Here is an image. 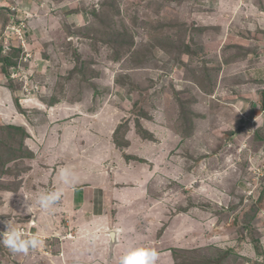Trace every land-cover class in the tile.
Returning <instances> with one entry per match:
<instances>
[{"label":"rangeland","instance_id":"1","mask_svg":"<svg viewBox=\"0 0 264 264\" xmlns=\"http://www.w3.org/2000/svg\"><path fill=\"white\" fill-rule=\"evenodd\" d=\"M117 161L124 187L171 173L165 264H264V0H0V232L43 241L0 244V264L62 263L75 228L38 197L84 192Z\"/></svg>","mask_w":264,"mask_h":264},{"label":"crops","instance_id":"2","mask_svg":"<svg viewBox=\"0 0 264 264\" xmlns=\"http://www.w3.org/2000/svg\"><path fill=\"white\" fill-rule=\"evenodd\" d=\"M53 109L59 110L55 107ZM64 109L68 110L66 111L68 115L72 112V109H75V106H69ZM62 115L65 116L64 113H62ZM26 132L31 138L29 137L25 140L28 144H31V142L34 141V134L31 135L27 129ZM28 144L26 148L30 151L29 153L32 157L31 153L36 152V150ZM143 146L148 147L146 143H143ZM134 157L141 159L143 156H138L137 153ZM134 157L130 156L128 160L134 159ZM123 169L129 172L127 169H130V167L123 166L121 161H117V167L111 169L114 175L109 177L107 171V174H105L106 169L104 166H100V171L97 172L100 178L99 183L95 186H89V189L84 190V192H77L71 184L69 185L66 183L67 185L65 188H62L63 185H59L57 192H60L61 196L58 211L62 209L61 211L63 213L67 212L68 217H71L69 219V224L75 229L73 230L74 232L72 231L67 234H73L76 238L73 242H70V238L66 239L69 241V245L68 247L65 246L66 249L62 248V253L57 257L58 262L63 260L62 263L59 264H120L122 256L132 249L141 248L142 245L144 248L162 251L160 253H164L165 256H162L163 258L161 257L160 261H162V264H165L164 260L167 259V252H164L165 249H167V246L168 248L170 247L169 244H178L180 237V234L178 235L177 233L180 226L176 227L177 231H174L175 228L167 230L164 228L160 237H156L157 225L160 219H166V202L169 201L174 191L171 185L167 187L166 184L167 182L170 183L171 173L167 172V170L165 172L160 170L165 177L156 176L154 182L148 184V187L144 188L143 182L144 179L147 178L145 177L147 173H143V168H141V170L138 171L140 179H133L135 184L138 182L139 185L133 186L130 184L124 187L123 184L127 183L129 177L123 173ZM58 176V182L64 184L60 177V173ZM138 187H140V191H137V195L134 196ZM130 188L132 194H127L129 191L127 189ZM122 193L125 195H122ZM95 194L99 195V199L96 198L94 200ZM78 199L79 202L77 203ZM80 199H82V202ZM85 201L88 203L90 202V204L91 202L98 204L96 205L97 209L90 216L85 215L83 211L85 209V207H83L86 204ZM102 206L108 208L117 207V216L115 218H110L104 213L105 207L102 208ZM37 208L41 209L39 205ZM75 208H79L80 211H77V213L74 214L75 217H73ZM125 208H127V210L124 213ZM109 231L114 233L109 235ZM170 232L175 235V240L173 242L167 238ZM153 237L154 239H152ZM183 241L184 240H180V242ZM172 250V254L170 251L169 254L175 257V248ZM170 264H175V262L172 261L171 263L170 261Z\"/></svg>","mask_w":264,"mask_h":264},{"label":"clouds","instance_id":"3","mask_svg":"<svg viewBox=\"0 0 264 264\" xmlns=\"http://www.w3.org/2000/svg\"><path fill=\"white\" fill-rule=\"evenodd\" d=\"M61 179L64 183H73L74 176L68 170L61 171ZM60 192H48L38 197V203L42 210L48 211L60 200ZM6 231L0 232V244L8 248L12 253H23L27 255L30 250H35L43 244L39 235L25 238L22 229L11 226L9 221L4 222ZM158 252L150 248H135L128 251L120 260V264H157Z\"/></svg>","mask_w":264,"mask_h":264},{"label":"trees","instance_id":"4","mask_svg":"<svg viewBox=\"0 0 264 264\" xmlns=\"http://www.w3.org/2000/svg\"><path fill=\"white\" fill-rule=\"evenodd\" d=\"M14 128L18 131L21 132V134L23 135V138L20 140V145H23L25 146V138H29L30 136L28 135V133L26 132V130L23 128V127H19V126H14ZM21 148V147H20ZM22 149V148H21Z\"/></svg>","mask_w":264,"mask_h":264}]
</instances>
